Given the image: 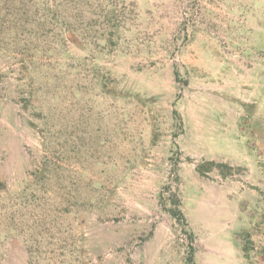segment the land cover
<instances>
[{
    "label": "rangeland",
    "instance_id": "rangeland-1",
    "mask_svg": "<svg viewBox=\"0 0 264 264\" xmlns=\"http://www.w3.org/2000/svg\"><path fill=\"white\" fill-rule=\"evenodd\" d=\"M191 246L264 264V0H0V264H188Z\"/></svg>",
    "mask_w": 264,
    "mask_h": 264
},
{
    "label": "trees",
    "instance_id": "trees-1",
    "mask_svg": "<svg viewBox=\"0 0 264 264\" xmlns=\"http://www.w3.org/2000/svg\"><path fill=\"white\" fill-rule=\"evenodd\" d=\"M116 11L113 10L112 11V15H111V19L112 21L116 22L114 23V30L115 32H112L110 35L111 36H118V31L120 28V24L125 22V17H122L121 15H116ZM79 28L75 27V26H69L65 28V34L68 36V38L71 40V42L77 46H83L82 45V39L79 37L80 34L77 33ZM79 34V35H78ZM117 34V35H116ZM110 42L114 43L112 37H110ZM218 170L219 173L223 176V177H227L229 174H231V172L233 171V167H231L228 164L225 163H217L215 161H207V162H202L199 165H197V171L198 173H200L202 176H206V174L208 172H211L213 170ZM38 172V171H37ZM34 174V178L38 180V175L37 173H33ZM168 190L172 193L171 197L168 198V202L171 204L172 207H167V205L164 204V208L165 210H167L172 217H174L179 223L180 222H184L185 225H188L187 223V219L186 216L184 214V212L181 209V205H182V201L179 197V194L177 191L174 190L171 191V187H168ZM186 234L189 235L191 242L194 241V234L192 232H190L189 230H185ZM194 252H195V248L193 246L190 247V255L188 257V264H194ZM74 258L78 259L80 261L81 264H86L85 263V259H84V252L82 250H78L77 252H74ZM36 257H34V253L33 252H29V264H36Z\"/></svg>",
    "mask_w": 264,
    "mask_h": 264
}]
</instances>
